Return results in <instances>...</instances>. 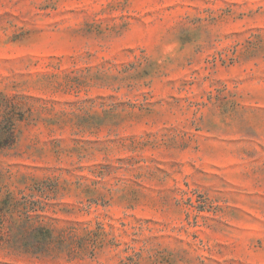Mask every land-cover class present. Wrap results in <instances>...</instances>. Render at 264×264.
<instances>
[{
    "label": "clouds",
    "instance_id": "obj_1",
    "mask_svg": "<svg viewBox=\"0 0 264 264\" xmlns=\"http://www.w3.org/2000/svg\"><path fill=\"white\" fill-rule=\"evenodd\" d=\"M46 2L55 5L54 12L47 10L51 17L39 11V5ZM30 7L34 11L23 19L25 29L31 31H25L19 41L13 44L10 40L19 27L0 30V50L19 52L0 61V99L17 94L18 108L26 114L31 109L33 127L25 130L15 149L25 159L31 155L25 147L43 131L39 121L47 111V101L25 95L34 87L40 89V94H50L58 86L63 87L66 76L87 80L86 95H78V99L84 110L95 113L94 120L108 127L117 140L126 132L112 127V122L122 116L115 100L147 104L145 97H155L162 103L151 116L137 117L154 135L144 149L145 129L135 128L138 150L132 155L139 163L130 168L117 164L121 152L113 148L104 154L105 162L114 166L111 174L81 180L78 166L94 157H61L58 163L71 168L72 175L61 173V190L49 193L44 188L40 192L31 188L30 169L22 165L9 168L6 160L0 164V201L9 191L15 197L0 212V264H117L124 258L123 253L116 256L119 248L108 247L107 239H97L87 227L56 219L61 209H87L90 198L138 197L144 205H165L164 219L171 232L177 220L182 222L184 214L193 211L185 207V201L196 195L201 197L199 203L210 209L204 219L213 229L205 232L207 239L193 242L205 264H209L208 256L213 257L211 264L216 259H222V264H264V215H234V201L246 202L244 194L253 190L264 192V0H211L207 4L203 0H178L176 11L162 22L156 15L151 20L144 18V5L139 0H35ZM205 8L210 11L205 12ZM68 9L75 12L69 13ZM225 10L227 13L222 15ZM237 18H242V31L251 29L244 39L253 41L250 51L257 57L245 74L257 76L260 83L254 87L236 86V82L225 80L217 98L214 88L208 85L217 80L218 70L205 72L201 68L197 75L190 71L200 66L204 57L221 49L230 53L239 45V55L248 47L229 35ZM132 38L134 50L121 51ZM42 47L71 50L70 58L53 62L56 75L47 85L39 83L37 75H28L37 59L31 52ZM94 62L99 67H94ZM174 73L198 82V87L181 90L187 100L173 101L176 93L164 91ZM101 86L112 91L114 98L104 95L89 102L87 97L95 95L93 88ZM209 96L213 97L211 102ZM222 147L239 162L227 175L222 171L223 179L208 172L216 163L208 157L219 158L217 149ZM11 155L0 153V157ZM92 179L98 183L92 184ZM88 188L91 190L86 191ZM40 208L45 209V215L39 214ZM136 235L143 237L145 233ZM221 240L226 249L218 247ZM132 247L138 251L135 245ZM218 252L222 256H217ZM148 254L145 250V256Z\"/></svg>",
    "mask_w": 264,
    "mask_h": 264
},
{
    "label": "rangeland",
    "instance_id": "obj_2",
    "mask_svg": "<svg viewBox=\"0 0 264 264\" xmlns=\"http://www.w3.org/2000/svg\"><path fill=\"white\" fill-rule=\"evenodd\" d=\"M139 2L144 5L141 11L143 17L148 20L156 15L157 19L162 22L178 8V0H139ZM210 2L211 0H203L205 4ZM34 4L35 0H0V30L20 28L19 32H13L10 37L13 44L20 40L25 31H31L25 29L23 17L34 11V8L30 7ZM48 9L53 12L56 10L55 5L49 2L39 5V11L51 17ZM204 11L208 12L210 9L205 8ZM67 12L73 13L75 9H68ZM226 13L227 10L222 15ZM136 19L139 20V17ZM241 19L237 18L233 22L229 35L248 47L239 55H237L239 45L234 47L230 53L221 49L220 53L204 57L203 63L190 71L191 75H197L201 72V68L205 72L217 69L219 72L217 80L214 84L208 85L209 88H214L217 98L224 87L225 80L229 83L236 82V86L254 87L260 83L257 76L245 74L257 57L250 51L253 41L244 39L245 33L250 32L251 29L242 31ZM113 29L116 30V25H113ZM127 44V48L121 51H133L135 38L128 40ZM18 55L19 52L5 53L0 50V61ZM31 55L37 59L32 63L31 72L28 75H37L38 82L47 85L56 75L52 68L53 62H59L64 57L70 58L71 50L63 47H42L33 49ZM93 66L99 67L95 62ZM183 71L188 73L189 69H183ZM20 75L24 76L25 74L20 73ZM87 83L88 81L81 79L80 76L72 75L64 78L63 87L58 86L57 90L50 94H40V89L35 87L31 89V92L25 93V95L33 96L37 101L48 102L44 119L39 121L43 131L34 136L33 142L25 147V152L31 153L27 159L23 154L17 153L15 149L20 138L24 136L25 130H31L33 127L30 121L31 109L26 114L18 108L20 101L17 94L5 95L0 99V153L12 154L0 157V164L6 160L9 168L22 165L25 169H30L32 173L29 177L31 188L36 192H40L42 188L47 189L49 193L59 192L62 188L60 174L72 175L71 168L58 163L61 157L75 156L81 160L85 155L94 157L91 160H84L77 169L81 180H88L97 175L111 174L114 166L105 162L104 154L113 148L121 152V155L116 157L119 166L130 168L133 164L139 163L132 155L138 150L135 141V128L145 129L143 135L147 139L142 141V144L144 149L149 147L154 133L149 130L146 123L140 122L137 117L140 114L145 117L151 116L153 110L162 103V100L145 97L147 104H137L135 100H115L122 116L121 119L112 122V127L124 128L126 132V135H122L117 140L111 135L108 127L94 120L95 113L84 110L82 102L78 99V95H86L84 89ZM148 86V84L145 85L146 88ZM198 86L196 80L185 79L179 73H174L164 85V91L166 94L168 90L176 93L173 96V101L187 100L186 93L181 90ZM93 91L95 95L87 97L89 102L104 95H107L109 99L114 98V93L106 87H94ZM207 99L211 102L213 97L209 96ZM19 124H24V127H19ZM217 151L219 158L208 157L209 160H216L208 172L214 177L223 179V175H227L228 172L236 168L239 162L226 147L218 148ZM45 161H56L57 163H46ZM80 182V180L76 181L77 185ZM96 183L98 181L92 179V184ZM187 186L185 183V188ZM90 190L91 188L86 189V191ZM244 197L246 202L234 201V215L243 213L256 216V218L259 215H264V206H262L264 192L253 190L245 193ZM14 199L12 192H7L3 200L0 201V212L8 208ZM200 199L201 197L196 195L195 199L189 197L185 201V207L192 208L193 211L185 213L182 222L177 220L176 226L172 228L171 232L167 231L169 225L164 219L165 205L159 203L144 205L139 202L138 197H133L131 200L124 198L112 200L107 197L90 198L88 200L89 208H80L79 210L62 208L60 215L55 218L70 220L77 227L90 229L97 239H107L108 247L120 249V252L116 254L117 257L121 253L124 254V258L118 259L117 264H205V261L201 259L198 247L193 242L200 240L201 237L207 239L204 235L205 232L213 231V229L205 223L204 219L208 216L210 209L199 203ZM68 202L66 199L65 203ZM104 209H108V211H104ZM39 214L45 215V209L40 208ZM137 232L145 233V235L139 237L136 235ZM108 237L111 238L108 239ZM133 245L138 251L133 250ZM103 247L104 245L101 244V248ZM218 247L226 249L227 245L221 240L218 242ZM145 250L149 253L147 256H145ZM217 256H222V252H218ZM206 259L211 264L213 257L208 256ZM215 264H222V259H216Z\"/></svg>",
    "mask_w": 264,
    "mask_h": 264
}]
</instances>
